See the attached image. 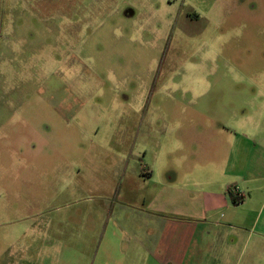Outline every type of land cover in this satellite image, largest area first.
Masks as SVG:
<instances>
[{
	"label": "rangeland",
	"instance_id": "obj_1",
	"mask_svg": "<svg viewBox=\"0 0 264 264\" xmlns=\"http://www.w3.org/2000/svg\"><path fill=\"white\" fill-rule=\"evenodd\" d=\"M262 71L264 0H0V264L123 250L130 174L201 160L196 128L260 112ZM255 238L237 264H264Z\"/></svg>",
	"mask_w": 264,
	"mask_h": 264
},
{
	"label": "crops",
	"instance_id": "obj_2",
	"mask_svg": "<svg viewBox=\"0 0 264 264\" xmlns=\"http://www.w3.org/2000/svg\"><path fill=\"white\" fill-rule=\"evenodd\" d=\"M259 74L264 80V72ZM255 88L260 112L208 119L212 123L196 128L200 142L192 143V156L202 151L201 160L168 161L152 150L153 162L130 174L137 187L124 194L134 237L130 252L113 246V255L102 242L108 255L91 264H211L213 252V264H237L236 251L242 254L252 237L264 244V82ZM231 194L241 200L234 203ZM224 229L233 238L215 242Z\"/></svg>",
	"mask_w": 264,
	"mask_h": 264
},
{
	"label": "trees",
	"instance_id": "obj_3",
	"mask_svg": "<svg viewBox=\"0 0 264 264\" xmlns=\"http://www.w3.org/2000/svg\"><path fill=\"white\" fill-rule=\"evenodd\" d=\"M231 195H232L231 197H232V200H233L234 203H238L241 200V198L236 197L233 194H231Z\"/></svg>",
	"mask_w": 264,
	"mask_h": 264
}]
</instances>
